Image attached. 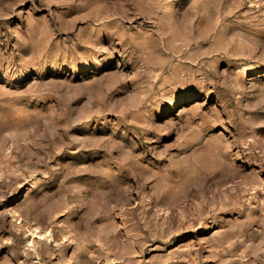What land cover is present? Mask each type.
I'll return each mask as SVG.
<instances>
[{
    "label": "rangeland",
    "instance_id": "obj_1",
    "mask_svg": "<svg viewBox=\"0 0 264 264\" xmlns=\"http://www.w3.org/2000/svg\"><path fill=\"white\" fill-rule=\"evenodd\" d=\"M0 264H264V0H0Z\"/></svg>",
    "mask_w": 264,
    "mask_h": 264
}]
</instances>
